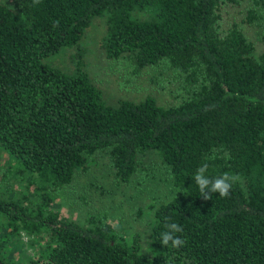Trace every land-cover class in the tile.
<instances>
[{"label":"trees","instance_id":"16d2710c","mask_svg":"<svg viewBox=\"0 0 264 264\" xmlns=\"http://www.w3.org/2000/svg\"><path fill=\"white\" fill-rule=\"evenodd\" d=\"M97 19L108 57L165 77L176 97L111 102L82 59L72 71L45 62L81 47ZM2 152L0 264H264V0H0ZM204 163L239 176L229 197L202 199ZM152 168L177 192L145 211V233L130 231L108 201ZM68 194L83 222L59 210ZM170 222L180 248L161 245ZM23 235L36 256L12 262Z\"/></svg>","mask_w":264,"mask_h":264},{"label":"rangeland","instance_id":"374dc122","mask_svg":"<svg viewBox=\"0 0 264 264\" xmlns=\"http://www.w3.org/2000/svg\"><path fill=\"white\" fill-rule=\"evenodd\" d=\"M5 1L15 2L17 0ZM105 27L106 23L104 19L93 21L84 35L81 47L63 48L54 55L47 57L45 62L51 63L64 70L72 71V69H75L77 61L82 59V70L87 72L102 88L105 97H107L109 101H115L121 98L129 99L135 96L145 97L146 94L150 93L156 95L160 103H167L173 97H176V91L173 92L174 95L172 94L173 86L171 88L168 86L170 80H166L165 77H153L154 73H149L144 76L134 75L128 63L108 57L101 46V36L103 32H105ZM257 29H260L259 26L249 30L253 33L250 34L251 37L257 35V33H255ZM0 155L2 158H0V198L2 199L7 197V188L2 187V182L8 177V173L6 172L7 166L4 163L6 154L2 152ZM143 160L149 164L151 163L146 158ZM104 164L105 158H102L100 163H95V166L98 167L97 173L94 172L95 175H98L101 166ZM161 170H159V172L156 168H152L151 170L142 169V171L135 175L132 182L121 186L125 188L124 191L121 188L116 189L115 200L117 202L114 203L112 200L108 201L110 202L108 203L109 205L114 206V208L110 207L112 216L126 223L130 231L145 233L149 224L146 213L150 210V207L153 204H160L177 192L171 181L167 179L168 175H163ZM111 172L113 173L112 170ZM11 184L10 187L14 188V191L16 189V191H22V189H24L23 185L16 187L14 183ZM109 199L112 198L109 197ZM73 200L70 194L58 198L57 202L61 203V206L59 205V210L62 212L66 211L71 217L83 222L87 210L83 209L81 206H72L71 201ZM74 201L78 200L75 199ZM73 207L75 209H73ZM139 207L144 211L142 216L137 217L136 214ZM134 209H136L135 213L132 212ZM145 237L147 236L143 237L144 251L149 252V241H147V239L145 240ZM21 239L24 243L18 250L9 247L8 249L10 251L7 250L5 252V256L12 262H16L19 259L22 260L26 257L36 256L38 247L29 244V237L26 235L21 236Z\"/></svg>","mask_w":264,"mask_h":264},{"label":"clouds","instance_id":"9594fccd","mask_svg":"<svg viewBox=\"0 0 264 264\" xmlns=\"http://www.w3.org/2000/svg\"><path fill=\"white\" fill-rule=\"evenodd\" d=\"M38 2L39 0H33L34 4ZM56 25H58V22H55L54 26ZM208 168L209 165L204 163L196 169L194 174V180L202 199L205 201L212 199L213 193H218L221 198L229 197L233 185L239 180V176L225 172L222 175L210 177L206 174ZM166 229L161 233V245L168 246L171 244L173 248H180L186 243L184 239L176 235L183 232L182 226L170 222L166 224Z\"/></svg>","mask_w":264,"mask_h":264}]
</instances>
